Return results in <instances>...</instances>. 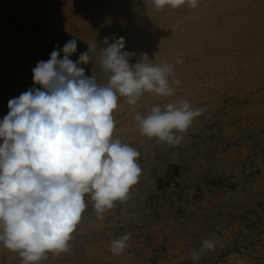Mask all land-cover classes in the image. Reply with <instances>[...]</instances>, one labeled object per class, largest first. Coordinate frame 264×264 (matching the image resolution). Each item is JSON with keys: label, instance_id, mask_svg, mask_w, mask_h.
I'll return each instance as SVG.
<instances>
[{"label": "rangeland", "instance_id": "374dc122", "mask_svg": "<svg viewBox=\"0 0 264 264\" xmlns=\"http://www.w3.org/2000/svg\"><path fill=\"white\" fill-rule=\"evenodd\" d=\"M37 1L0 0L4 19L0 24V121L9 112L8 101L34 87L32 70L37 62L47 61L53 52L28 36L33 29L41 33L33 23L24 22V11ZM5 31L23 38L20 47L25 54L7 51L11 40L2 36L7 35ZM91 57L92 62L80 67L86 76L93 75L98 84L106 86L110 76L100 61ZM230 91L210 89L211 96L193 105L203 111L186 132L177 133L183 135L177 145L149 140L141 133L129 137L119 132L117 138L140 153L138 184L126 201L117 202L104 214L103 221L97 219L94 202L86 196L87 207L77 225L80 229L76 227L72 234L69 251L56 256L49 253L40 264H194L190 253L199 251L210 238L215 242L214 250H205L195 264H264V112L248 113L258 103L248 94ZM121 103L122 97L114 112L119 129L132 124L126 114L128 107ZM137 108L141 115L148 113L142 103ZM128 233L127 248L120 255L113 254L110 241ZM0 264H22V258L0 250Z\"/></svg>", "mask_w": 264, "mask_h": 264}, {"label": "clouds", "instance_id": "9594fccd", "mask_svg": "<svg viewBox=\"0 0 264 264\" xmlns=\"http://www.w3.org/2000/svg\"><path fill=\"white\" fill-rule=\"evenodd\" d=\"M157 10L177 9L187 3L195 9L200 0H152ZM99 61L111 73L106 86L93 75L86 76L81 64L92 62L89 50L78 61L69 57L77 50L75 39L54 49L50 59L38 61L32 70L34 87L8 101L9 112L0 121V243L18 253L22 264H40L69 251L82 213L85 197L94 202L97 219L117 202L123 203L139 182L140 153L114 136L120 97L136 113L145 93L171 97L180 80L170 77L174 65H154L146 55L129 64L132 53L122 51L123 37H105ZM63 58H60V52ZM180 62V61H177ZM39 85L40 87H35ZM187 100L153 106L146 115L135 114L142 135L157 142L177 145L195 117ZM131 234L113 239L110 251L120 255ZM215 242L205 240L193 250L195 264Z\"/></svg>", "mask_w": 264, "mask_h": 264}, {"label": "bare ground", "instance_id": "6f19581e", "mask_svg": "<svg viewBox=\"0 0 264 264\" xmlns=\"http://www.w3.org/2000/svg\"><path fill=\"white\" fill-rule=\"evenodd\" d=\"M24 14V22L28 25L33 23L41 32L33 29L28 35L39 46L48 45V49L53 51L62 49L69 40L75 39L77 50L70 56L72 60L88 51L90 45L92 51L89 55L94 56L98 62L100 49L108 46L104 43L105 37L109 38V43L113 42V38L123 37L125 47L122 51L133 54L129 59L130 65L142 62L144 55L154 65L162 62L174 65L170 80L178 79L180 85H173L175 91L171 97L145 93L137 106L142 103L148 112L153 106L163 108L168 103H178L180 100H187L193 106L211 96L208 94L210 89L229 92L234 89L248 94L254 103H258V107L247 112H264V105L261 104L264 101V0H200L195 9L189 8L186 3L177 9L165 6L162 10H157L152 0H38ZM3 20L0 14V24ZM5 32L7 35L2 36L11 40L7 47L10 54L17 50L26 52L20 47L23 38ZM63 55L61 51L60 58ZM106 75L108 77L111 73L106 72ZM16 89L20 90V85H16ZM121 104L128 107L126 114L132 119V124L116 128L118 131H114V136L117 137L119 132H125L129 137L137 136L140 131L133 117L138 113V108L136 106V113L132 112L124 97ZM0 250L12 253L2 243Z\"/></svg>", "mask_w": 264, "mask_h": 264}]
</instances>
